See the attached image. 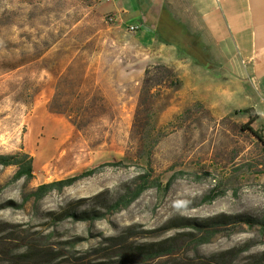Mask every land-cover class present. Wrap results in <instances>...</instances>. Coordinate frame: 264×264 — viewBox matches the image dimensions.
I'll return each instance as SVG.
<instances>
[{
	"label": "rangeland",
	"instance_id": "374dc122",
	"mask_svg": "<svg viewBox=\"0 0 264 264\" xmlns=\"http://www.w3.org/2000/svg\"><path fill=\"white\" fill-rule=\"evenodd\" d=\"M113 4L0 0V153L26 152L33 165L29 181H11L17 167L0 165V264H18L17 255L35 248L92 259L128 228L139 242L193 232L180 226L189 219L264 218V138L243 128L242 110L220 113L184 85L157 50L133 48L132 33L108 20ZM120 161L37 202L9 203L41 183ZM147 164L162 186L172 178L165 192L151 186L93 223L55 221L77 200V211L98 209ZM208 194L216 197L203 202ZM219 228L180 254L214 259L245 247L236 260L246 263L264 251L258 223Z\"/></svg>",
	"mask_w": 264,
	"mask_h": 264
},
{
	"label": "crops",
	"instance_id": "0c3cea01",
	"mask_svg": "<svg viewBox=\"0 0 264 264\" xmlns=\"http://www.w3.org/2000/svg\"><path fill=\"white\" fill-rule=\"evenodd\" d=\"M112 2L115 32L132 33L133 48L157 50L218 112L253 116L264 138V0Z\"/></svg>",
	"mask_w": 264,
	"mask_h": 264
},
{
	"label": "trees",
	"instance_id": "16d2710c",
	"mask_svg": "<svg viewBox=\"0 0 264 264\" xmlns=\"http://www.w3.org/2000/svg\"><path fill=\"white\" fill-rule=\"evenodd\" d=\"M253 121L254 117L250 116L247 122L243 125V128L248 129L256 137L262 139V136L257 130L251 127ZM262 141L264 143V140ZM122 164V161L114 163L108 162L97 167L89 168L77 175L65 179L41 183L26 192L19 204H13L14 202L12 201H9V203L21 207L24 203L31 200L32 202H37L51 191H62L80 179L94 175L101 167ZM0 165H15L17 167L11 181H16L21 178L25 181H29L33 177L32 158L26 152L18 151L10 154L0 153ZM150 171V164H147V172L135 176L132 183L127 184L124 187L122 193L113 199L111 198L105 202H101L98 209L88 208L77 211L76 209L81 205L80 200L68 203L66 208L54 215L55 221H61L64 218L69 217L72 220L93 223L95 220L105 217L107 214L117 212L129 206L143 191L151 186H155L158 190L163 189V192H165L169 188L172 178H169L162 186V182L158 179L149 178ZM215 197L216 194H208L203 197L202 201L211 202ZM224 218H228V220H224ZM255 222L259 224L262 230H264V218L258 220L249 217L239 218L231 215H219L207 217L200 221L189 219L180 226L189 227L194 230L193 232H181L174 236H168L157 240H143L139 242L132 238V236L136 234H129L131 228H128L124 233L111 237L110 243H108L107 246L96 248L94 250L96 252L95 258L92 259H86L85 257L74 259L68 257L66 259L63 257L62 253H52L49 249L36 248L25 250L17 255V258L18 264H264V251L261 252L257 258L252 259L249 262L238 263L236 260L237 255L240 251H245V247L228 250L224 254L219 253L217 255L218 257L214 259L206 258L204 256H183L180 254L181 250L187 249L189 246L196 247L201 243L207 242L219 232V227L222 224L227 223L235 225L246 223L251 225ZM167 227H170V225ZM161 229L162 228H158L150 231L142 230L140 234H151L155 231H161ZM166 257L169 258L168 261L163 262L162 259ZM56 259L61 260L56 262Z\"/></svg>",
	"mask_w": 264,
	"mask_h": 264
},
{
	"label": "built area",
	"instance_id": "2783aa9c",
	"mask_svg": "<svg viewBox=\"0 0 264 264\" xmlns=\"http://www.w3.org/2000/svg\"><path fill=\"white\" fill-rule=\"evenodd\" d=\"M106 2H110V1H113V0H105ZM108 20L109 21H115V14L112 13V14H109L108 16ZM130 29H134V26H131ZM263 133H264V130H263Z\"/></svg>",
	"mask_w": 264,
	"mask_h": 264
}]
</instances>
